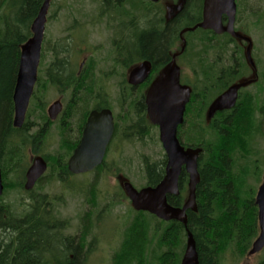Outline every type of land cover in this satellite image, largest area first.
<instances>
[{
	"label": "trees",
	"instance_id": "trees-1",
	"mask_svg": "<svg viewBox=\"0 0 264 264\" xmlns=\"http://www.w3.org/2000/svg\"><path fill=\"white\" fill-rule=\"evenodd\" d=\"M41 2L42 0H0V11L4 10V7L8 8V16L2 14V20L0 19L1 178L18 170L17 168L24 161L19 148L18 152L17 145L14 148L11 145L19 142L22 146L28 143L38 146L47 135L45 127L48 125V119L42 113L43 109L40 106L43 96L37 95L36 90L31 102L35 103L34 107L42 111L38 119L39 124L30 121L27 117L21 129H14L10 122L20 45L30 35L28 24L40 9ZM118 3L119 0H104L106 8ZM114 8L116 7L112 9ZM201 8L202 0H185L182 10L170 23L163 24L164 21L160 19L152 27L137 29L130 39V45L126 49L127 54L133 57L141 56L151 61L157 71L162 62L168 60V53L180 40L178 31L182 28L183 22L187 21L184 28L200 23ZM12 14L14 16H11ZM197 31L201 32L202 38L199 44L202 48L197 56V70H194L195 81L191 83L192 96L186 107L182 127L186 124L190 126L186 132L183 130L186 139L183 145L201 148L202 154L199 155L197 167L200 176L195 194L197 208L194 213L186 212V228L195 242L198 263L219 264L221 255L225 252L244 259L258 234L257 209L253 198L255 192L253 188H245L246 177L242 172H234L233 158L236 154H240V158L246 155L248 140L256 142V137L264 139V103L261 107V96H257L256 93L255 95L247 93L244 102L239 98L237 101L240 103L237 102L232 109L216 113L211 122L204 123L203 113L211 96L219 95L230 84L236 82L244 73L245 64L242 62L239 65L241 68L238 72L213 70L215 63L210 64L207 60L209 52L225 45L218 43L217 39L224 36L229 42L234 43L235 40L228 35L217 36L202 30H196L186 36L194 35ZM42 49L51 51L52 61L44 71L45 80L41 88L46 90L43 86L49 83L58 94L68 93L67 107L77 108V112L74 111L71 115V117H77L84 112L79 110L80 107L85 109L90 106L92 92L96 88L99 90L100 87L97 85L100 84L95 81H81L82 75H76L70 68L67 49L50 50L45 47ZM121 50L117 58L123 59ZM121 65L128 66L126 63ZM262 76L264 78V71ZM262 84L264 81L262 82L259 76V82L256 85ZM129 101L133 103V96L129 98L125 96L122 88L118 103L121 106H127L126 103ZM82 116L86 115L83 113ZM191 116H194L192 121ZM73 122L75 125L78 124L75 119ZM31 125H40L32 135L29 134ZM182 127L178 130L179 140L182 139ZM51 164L59 165L57 167L59 170H65L61 163L52 160L49 165ZM143 165L145 186H155L163 178L165 160L160 163H148L145 159ZM22 176L23 172L18 175L20 178L13 187H10L11 189L20 187ZM57 181L61 183L64 180L57 179ZM186 184L187 175L182 171L178 180L179 196L176 198L179 203L185 198ZM2 187H7L4 189L6 191L9 186L2 185ZM94 187H96L94 183L89 184V189L85 190L89 209L97 206V194ZM29 198L30 203L23 205V210L19 212L0 201V264H84L87 255L82 249L85 246L86 237L88 238L91 232L90 214L86 213L84 216L78 241L77 238L62 236L66 224L57 217L47 196L42 198L30 196ZM152 220L156 223L151 225ZM124 233L120 247L110 258V264H180L181 253L178 255L177 250L182 251L184 239H186L182 224L158 222L154 217L140 212L134 215ZM151 240L152 242L154 240L152 250L154 252L148 259L145 251L147 246L152 244ZM70 256H73V259ZM259 264H264V259Z\"/></svg>",
	"mask_w": 264,
	"mask_h": 264
},
{
	"label": "rangeland",
	"instance_id": "rangeland-1",
	"mask_svg": "<svg viewBox=\"0 0 264 264\" xmlns=\"http://www.w3.org/2000/svg\"><path fill=\"white\" fill-rule=\"evenodd\" d=\"M61 1L62 0L50 1L43 41L45 46L43 47L46 49L51 47V49H53V46L56 42L59 41L62 45L67 42L65 38H69L68 44L70 47H67V56L71 63L70 68L72 71L77 73L79 72L78 70L80 65H82L81 63H84L83 70L85 67H94V79H97L100 83L105 85L103 89L108 93L107 98L109 105L112 108L116 107L114 112L119 116V114H122L121 110L119 112V109H123L125 107L121 106L118 101L122 88L125 90L126 69L116 65L113 62L114 58L116 57V49H113L111 46L112 35L100 29L89 28L85 30V35H81L76 39L77 35L69 37L70 34L62 32L63 26L58 24V13L61 10L92 11L94 8L93 1L98 2V0H89L91 2H83L84 0H81V2H78L79 0ZM99 2L101 4L100 0ZM178 2L179 0H159V2L155 4L148 0H127V2L121 6V10L131 13V20L133 22L130 20H128V22L136 24L137 26L138 23H140L141 26L148 28L149 26L152 27L153 24H156L160 19L164 21L163 24H166L167 16H171L173 14V9L178 5ZM238 2L239 4L243 2L244 6L248 8L249 11L251 10L252 6L255 7L253 0H238ZM241 10L242 9H240V14L243 17L246 25L244 29L247 31V33H249L248 35L252 42V59L254 62H263L264 30L259 31L255 29L250 16H246L245 11L242 13ZM7 11V7H4V10L0 11L1 20L2 14L8 16ZM11 16H14V14ZM186 22L187 21L183 22L181 26L182 28L179 29L178 33L185 27ZM162 26L163 25H161V27ZM200 33L201 32L197 31V33L194 35L184 36L186 40V46L181 55L176 59V62L181 69L182 80L188 82L189 85L195 81L194 70H197V56L202 48L199 44L200 39L202 38ZM217 40L218 43L223 44H227V42H229L224 36H221ZM181 48L182 43L179 40L171 51V56L180 52ZM222 51L223 49L221 47H217V50L215 51L211 50L209 55L211 54L210 58L212 57V59L210 60H222ZM209 55L207 60L209 59ZM51 61V51L42 49L37 73L38 81L35 90L37 95L41 94L43 96L41 103L42 105H40L43 109V112L41 109L34 107L35 103L30 101L24 122L27 121L28 117L30 121H34V123L39 124L38 119L41 115L40 112L46 115L47 108L53 102L58 100L60 96H62L61 101L63 107L67 106L69 99L68 93L60 95L53 88L47 89L46 91L41 88V85L45 80L44 71ZM99 73H102L103 77L104 74L108 75L107 77H104L106 81H101L102 77H97ZM248 78L251 79L254 78V76L250 74L243 79ZM99 82H97V84H100ZM121 83L123 84L122 86L120 85ZM200 89L202 88L200 87ZM253 89L254 87H250L245 89V92L252 91V95H255V93H253ZM246 95L247 93L244 94V96ZM215 97L216 94L212 95L209 103L212 102ZM241 99L244 102L245 99ZM89 104L92 105V103ZM206 108L203 113L205 124H207L205 121ZM29 112L30 114L28 115ZM191 115H193V113H191ZM11 117H13V115ZM193 117L194 116L190 117L191 121L193 120ZM40 125L42 126L43 124L41 123ZM40 125H31L29 134H34ZM56 128L57 126L55 123L51 129H49L47 133L48 135H46L44 141L38 146L32 145L31 143L22 146L19 142L15 143L13 146L11 145L12 148L17 145L16 147L17 149H20V153H22L24 161L19 165L17 168L18 170H14L15 173H9L5 178H1L2 185H8L9 187L6 191H4V189L7 187H3V194L0 197V201L4 204H8L12 210L19 212L23 210V205L30 203L29 196L32 195L41 198L42 196H47L56 212L57 217L66 224V229L62 231V236L68 238H77L78 235L81 234L80 232H82L81 224L84 220L87 210H89L88 204L86 203V191L89 189L88 187L90 182L95 183L94 185H96V187L94 188H96L97 206L94 210L95 213L93 217H98V220H95L94 218L95 222H92L93 228L90 230L91 232L89 237H86L85 248L90 245L93 250L91 253L87 254L84 264H110L111 255H114L117 249L120 247L124 238V231L130 225L134 215L137 214L132 209L127 199L124 197L125 193L123 192L122 188L123 183L129 181L137 189L144 187L146 181L143 161L146 159L148 163H160L165 159L164 152L159 142L158 130L147 122L148 132H146V135L142 141H138L135 136L129 140H125L119 136L120 138L118 137L114 141V151L118 150V154L115 157H111L112 154H114L111 152L113 150L109 152L110 157L106 160L105 167L103 168L104 173H100L99 176L86 175L84 177L74 178L73 180L77 182L74 183V181L71 180L67 186H64L57 180L52 179L54 175L53 173L51 175V172L54 171L56 164H51L49 165L50 173H46L45 180H42L38 186L32 189L31 194H29L22 189L25 182L24 174L27 168L30 166L31 157L33 158L39 155L43 157L47 156L46 158H48V156L57 155V152L59 151V137L57 135ZM188 128L190 129V126L187 124L181 128L183 143H185L186 140L185 134L183 135V130L186 132ZM255 141L256 142H250L248 140L246 146V155L243 158H240V154H236L233 158L234 172H242L245 175V188H253L255 192L254 197L258 187L262 182L264 174V139L256 137ZM11 147H9V149H11ZM21 172H23V176L21 177L22 183L20 187L11 189L10 187H13V185L16 184V181L20 178L18 175ZM113 172H117L118 175L113 176L108 174ZM155 223V221H151V225ZM185 242L186 239H184L182 251H180V249L177 250V254L179 255L181 253V257L184 251ZM153 243L154 240L152 244L147 246L145 251V256H147L148 259L154 252L152 251L154 249ZM262 259H264V250L253 257H246L244 259H239L238 257L231 255L230 252H225L221 255L219 264H259Z\"/></svg>",
	"mask_w": 264,
	"mask_h": 264
},
{
	"label": "water",
	"instance_id": "water-1",
	"mask_svg": "<svg viewBox=\"0 0 264 264\" xmlns=\"http://www.w3.org/2000/svg\"><path fill=\"white\" fill-rule=\"evenodd\" d=\"M49 1L44 0L39 13L31 25L32 37L20 46L18 70L12 95L14 105L13 127L20 129L24 123L29 100L37 79V68L40 60L41 43L44 34L45 17L49 8ZM158 2V0H150ZM185 1H180L175 8L179 13ZM236 6L234 0H203L202 20L192 28H184L179 33L182 48L186 42L183 35L197 29L211 31L216 35L227 33L235 39H245L249 42L246 57L251 63L249 39L243 38L234 32ZM227 23L222 24V17ZM169 19V16H168ZM159 72L151 83L145 95L147 117L152 125L159 129V140L166 156L165 176L154 187L135 190L128 182H124V192L135 211L146 212L165 222L177 221L181 223L186 232V242L180 264H199L196 245L192 235L186 228V211H196L195 190L199 183L197 160L201 149H184L177 140V127L182 124L185 105L189 100L191 90L179 83L180 70L176 64V57ZM149 62L141 63L130 71L128 84L135 87L142 84L150 74ZM251 82H240L229 87L224 93L215 98L208 107L206 117L210 121L217 112L229 110L234 107L237 93ZM61 110L57 101L52 104L47 114L50 120H55ZM113 134V121L109 111L93 112L87 120L83 138L74 150L69 162L68 171L73 174L87 173L98 167L103 160L107 145ZM188 175L187 198L182 208H174L166 203V195H178V178L181 170ZM46 170V164L41 158H36L26 173L24 189L31 190L36 181ZM3 187L0 179V196ZM254 205L257 208L258 236L252 243L247 257H252L264 249V174L257 189Z\"/></svg>",
	"mask_w": 264,
	"mask_h": 264
},
{
	"label": "flooded vegetation",
	"instance_id": "flooded-vegetation-1",
	"mask_svg": "<svg viewBox=\"0 0 264 264\" xmlns=\"http://www.w3.org/2000/svg\"><path fill=\"white\" fill-rule=\"evenodd\" d=\"M62 1H66V0H62ZM100 1H101V4H100L99 0H98V2L93 1L94 8L92 11L91 10H71V11L61 10L58 13L59 14L58 24L63 26L62 32H66V33L70 34L69 37H72L73 35H77L76 39L81 35H85V30H87L89 28L100 29V30L112 35L111 46L113 47V49H116V57L114 58L113 62L116 64V62L118 61L117 65L126 69V72H125V84H126V86H125V90L123 89L124 90L123 94L125 96H127L128 98L132 95L134 98V101H133V103H132V101L127 102L126 103L127 106H125L123 109L118 108L119 112L121 110L122 114H119V116H118V114H115L114 109L116 107L112 108L109 105L108 98H107L108 93L106 91H104V89H103V87L105 85L100 83L97 79L96 80L94 79L95 78L94 67H88V68L85 67L83 70L84 63H81L82 65H80V67H79V70H78L79 72L76 73V75H80V76L82 75L80 77L81 81L82 82L83 81H85V82L95 81V82L100 83V85H97L100 87V89L98 90V88H96L92 92L93 98H91L92 100L89 102V103H94V101H95V103L90 105L89 107H87L85 109L82 107L79 108V110L84 111L83 113L86 116H82L83 113H80V115H78L77 117H71V115L74 111L77 112V108H69L67 106L63 107V104L61 101L62 96H60L58 98V100L55 101V102L58 101L61 104V110L58 113V115L56 116L55 120L51 121L48 118V122H47L48 125H46V127H45V132L47 134L49 129H51V127L56 123L57 135L59 137V144H58L59 151L57 152V155L48 156V158H44L43 156H39V155H37L33 158L31 157L30 165L33 163L34 159L41 158V159H43V161L47 167V170L44 173V176L36 181L34 187L38 186L42 182V180L43 181L45 180L43 178L46 176L45 175L46 173H48V172L50 173L49 163L51 162V160H54L57 163H61L62 167H65V170H59V169H57V167L59 165H57L55 167L56 169H54V171L51 172V175H52V173L54 175L52 178H54L56 180L57 179H60V180L63 179L64 180L63 182L60 183V184H63L64 186H67V184L70 183V181L73 180L74 178L84 177L86 175H97V176H99L100 173H104L103 168L105 167L107 158L110 157L109 152L111 150H113L111 152L114 154H112L111 157H115L118 154V150L114 151V148H115L114 141L119 136H121L125 140H129L133 136H135V138L138 139V141H142V139L146 135L148 117H147L146 105H145V95H146L147 90L150 87L151 83L153 82V80L158 75V73L162 70V68L165 65H167L170 62V60L172 58V56L170 54L171 52L168 53V60H164L162 62V65L160 66V68L157 71H155V66L152 64L151 61H149V60H147L141 56L140 57L139 56L133 57V56L127 54L126 49L130 45V42H131L130 39L133 36V34L136 32L137 29H140V28L144 29L146 27L141 26L140 23H138V26H137L136 24L128 22V20L132 21L131 20V13L128 11H125V10H121V6L124 5L127 2V0H119L118 4L110 5L107 8L104 6V0H100ZM180 1H182V0H179V2ZM253 1H254L255 7L252 6L251 10L249 11L248 8H246L244 6L243 2L239 4L238 0H235L236 16H235V21H234V31L237 34H239L245 38H248L250 40V42H251V38L248 35L249 33H247V31H245V29H244V27H246V25H245V21H244L243 17L240 14V9H242L241 10L242 13L245 11L246 16H250V19L253 22V27L255 29H257L259 31L264 30V6H263L264 1L263 0H253ZM78 2H81V0H79ZM83 2H91V1L84 0ZM202 2H203V0H202ZM42 3H43V0H42ZM42 3H41V5H42ZM113 7H116V8L112 9ZM175 8L173 9V14L171 16H169V19L167 16L166 24L170 23L177 16L178 13H175V11H176ZM38 13H39V10L37 11L36 15L31 19V21L28 24L27 28H28L30 35L26 40H28L32 37L31 25H32L33 21L35 20V18L37 17ZM47 14H48V12H47ZM47 14L45 17L44 34H45V25H46V21H47ZM141 14H142V12H141ZM201 14H202V8H201ZM222 22L224 25L227 23L226 17L222 18ZM223 35H228V34L225 33ZM230 38H232V37H230ZM65 40L67 42L65 44H62V45H61V42H59V41L56 42L53 46V49H60V48L67 49V47H70V45L68 44L69 38H65ZM43 41H44V36H43ZM43 41H42V47L45 46ZM224 44H225L224 46H220L223 49L222 60H216L214 62V60L212 61V60H210L211 59L210 58V59H208V62L210 64L215 63V65H213V70H215V71L220 70L221 72H224L225 70L230 71V72L233 70H236L238 72L241 68V67H239V65H241L242 62H244L245 71H244V73H242L241 77L236 82L237 83L251 82V83L248 84L246 87L241 88L238 91L237 100L239 98H240L239 100H241V98L246 99L247 96H244V94L250 93V95H251L252 91H246L245 92V89H248L250 87H254L253 93H256V95L259 97L261 96L260 106L263 107L262 104L264 103V84H262L261 86H257L256 84L259 82V76H260L262 82L264 81V78L262 76V72L264 71V61L263 62H254V60L252 59V56H251L252 42H251V48H250L251 63L248 61V59L246 57V49L249 46V43L245 39H237V40L235 39L234 43L229 42L227 44L226 43H224ZM50 49H51V47H50ZM120 50H121V52L123 51V59H121L120 57L117 58V54H119ZM210 56H211V54H210ZM144 62L150 63L151 70H150L149 77L142 84H140L138 86L133 87V86L128 85L127 81H128V76H129L130 71H132L136 66H138ZM123 63L128 64V66L123 67L121 65ZM209 67H212V66H209ZM250 74L252 76H254V78L243 79L244 77H247ZM107 76L108 75L104 74V77H107ZM97 77H102L101 81H106L105 78L102 76V73H99L97 75ZM180 83L183 86L190 87L192 90L191 85H189L188 82H185L181 79V74H180ZM230 85L224 90V92L230 87ZM43 87L46 90L52 88V86H50L49 83L45 84ZM46 90H44V91H46ZM242 90H243V92H242ZM121 93H122V91L120 92V95H121ZM97 96H99V97H97ZM55 102H53L52 104H54ZM238 103H240V102H238ZM104 111H109L111 113L112 121H113V134H112L110 141L107 145V148H106V151H105L101 165L96 167L92 172H89V173H85V174L70 173L67 170V164H68V162H69V160L73 154V151L79 146V144L83 138V134H84L85 127H86L87 120H88L89 116L93 112L101 113ZM12 115H13V113L10 115L11 127H13V117H11ZM46 115H47V110H46ZM74 119L78 122L77 125H75V123L73 122ZM55 121H57L58 123ZM178 141L180 142L181 145H183L182 139L179 140V138H178ZM45 157H47V156H45ZM63 163H64V165H63ZM98 169H100V170H98ZM108 174L113 175V176L118 175L117 172L116 173L113 172L111 174L108 173ZM24 178H25V174H24ZM95 179H97V178H95ZM73 181H74V183L77 182L75 180H73ZM90 184H93V182H90ZM22 189H24V184H23ZM31 191L32 190L26 191V192L31 194ZM31 197H32V195H31ZM176 198L177 197H175V196H167L166 197L167 203L174 208H181L183 206L184 201L182 203H179ZM29 200H30V198H29ZM92 209H93V211H92ZM94 210H95L94 207L87 210V214H90V217H91V220H90V224L92 226L91 229L93 228L92 222H95V220H98V217H96V216L93 217V215L95 213ZM94 218H95V220H94ZM74 238H76V237H74ZM77 239H78V241L80 240L79 235H78ZM83 249H82V251L86 255L88 253H91L93 250L90 247V245L87 248H85V246H84ZM112 256L113 255H111V257ZM70 258L73 259V256L72 257L70 256Z\"/></svg>",
	"mask_w": 264,
	"mask_h": 264
},
{
	"label": "bare ground",
	"instance_id": "bare-ground-1",
	"mask_svg": "<svg viewBox=\"0 0 264 264\" xmlns=\"http://www.w3.org/2000/svg\"><path fill=\"white\" fill-rule=\"evenodd\" d=\"M42 6V5H41ZM16 80V79H15ZM15 86V85H14ZM14 90V89H13ZM198 172V171H197ZM197 186V185H196ZM122 188H123V191H124V184L122 185ZM125 193V192H124ZM166 203H167V201H166ZM168 204V203H167ZM169 205V204H168ZM187 211H189V210H187ZM196 212V211H195Z\"/></svg>",
	"mask_w": 264,
	"mask_h": 264
}]
</instances>
